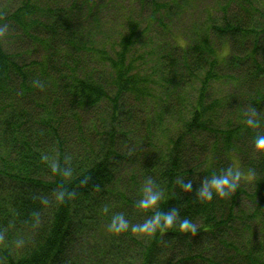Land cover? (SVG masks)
I'll use <instances>...</instances> for the list:
<instances>
[{"label":"trees","instance_id":"16d2710c","mask_svg":"<svg viewBox=\"0 0 264 264\" xmlns=\"http://www.w3.org/2000/svg\"><path fill=\"white\" fill-rule=\"evenodd\" d=\"M260 135L264 0H0V264H264Z\"/></svg>","mask_w":264,"mask_h":264},{"label":"clouds","instance_id":"9594fccd","mask_svg":"<svg viewBox=\"0 0 264 264\" xmlns=\"http://www.w3.org/2000/svg\"><path fill=\"white\" fill-rule=\"evenodd\" d=\"M248 123L251 125L254 123L253 120L249 119ZM255 145L258 149H264V135L257 136L255 138ZM239 179V173L233 171L232 169H227L222 175L214 176L210 179H207L201 183L200 188L197 191V194L204 200H212L213 196L225 197L230 195L235 191L237 187V181ZM186 190H192V183L188 182L184 184ZM160 199V193L152 190L151 182L145 188V196L139 201V207L141 208H151L157 205L158 200ZM177 216V210L172 209L168 213L156 212L153 219L148 221L145 225L142 226H133V230H147L148 225L159 226L161 221L165 226H171ZM128 228V222L123 218L122 215H116L113 217L111 223L109 224V230L121 232L125 231ZM180 228L182 230L195 231L192 227L191 222L188 220H183L180 222Z\"/></svg>","mask_w":264,"mask_h":264}]
</instances>
